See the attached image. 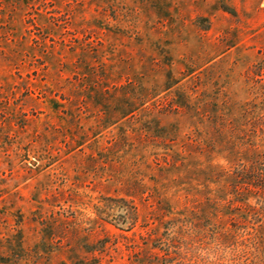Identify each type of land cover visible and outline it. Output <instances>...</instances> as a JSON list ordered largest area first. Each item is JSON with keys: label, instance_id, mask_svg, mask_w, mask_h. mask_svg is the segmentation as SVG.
I'll list each match as a JSON object with an SVG mask.
<instances>
[{"label": "rangeland", "instance_id": "374dc122", "mask_svg": "<svg viewBox=\"0 0 264 264\" xmlns=\"http://www.w3.org/2000/svg\"><path fill=\"white\" fill-rule=\"evenodd\" d=\"M264 264V0H0V264Z\"/></svg>", "mask_w": 264, "mask_h": 264}, {"label": "trees", "instance_id": "16d2710c", "mask_svg": "<svg viewBox=\"0 0 264 264\" xmlns=\"http://www.w3.org/2000/svg\"><path fill=\"white\" fill-rule=\"evenodd\" d=\"M178 264H182V263H178Z\"/></svg>", "mask_w": 264, "mask_h": 264}]
</instances>
